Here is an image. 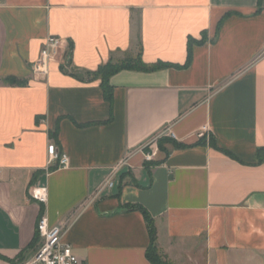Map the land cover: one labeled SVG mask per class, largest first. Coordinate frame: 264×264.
Listing matches in <instances>:
<instances>
[{"label":"crops","instance_id":"0c3cea01","mask_svg":"<svg viewBox=\"0 0 264 264\" xmlns=\"http://www.w3.org/2000/svg\"><path fill=\"white\" fill-rule=\"evenodd\" d=\"M49 36L61 54L33 73ZM138 54L185 66L120 70L106 99L91 73ZM132 204L173 264L264 253V0H0V264L30 254L41 215L80 264H151Z\"/></svg>","mask_w":264,"mask_h":264},{"label":"built area","instance_id":"2783aa9c","mask_svg":"<svg viewBox=\"0 0 264 264\" xmlns=\"http://www.w3.org/2000/svg\"><path fill=\"white\" fill-rule=\"evenodd\" d=\"M61 39L56 36L47 37L40 57L32 64L33 73L45 75L48 63L61 54ZM206 130L203 127L200 135ZM50 161L57 167H65L66 155L53 143L47 146ZM156 153V148L145 153V160L150 161ZM112 185V182H109ZM30 197L40 204H45L47 191L44 186H32L29 190ZM37 241L29 255L21 258L16 264H80L78 256L70 244L63 241V232L59 225H49L44 215H41L36 224Z\"/></svg>","mask_w":264,"mask_h":264},{"label":"trees","instance_id":"16d2710c","mask_svg":"<svg viewBox=\"0 0 264 264\" xmlns=\"http://www.w3.org/2000/svg\"><path fill=\"white\" fill-rule=\"evenodd\" d=\"M199 43L196 39H193L191 37L188 38V54H187V61L185 65H187L190 61V49L191 46L194 44ZM183 65V66H185ZM181 65H176V64H170V63H165L158 61L156 63L152 64H146L144 63L141 58L140 54H138L135 57H126L124 59L118 60V61H109L108 63L100 66L95 72L91 73L92 76L99 78L100 79V86L102 88L103 94L106 99H110V86L108 84V78L115 74L116 72L120 70H137V71H154L166 67H175V68H180L183 67ZM4 82L9 85H23L25 84V81L18 79L16 77H7L4 79ZM165 139H161L158 142V147L163 148L162 143L164 142ZM167 140V139H166ZM175 147H181V145L174 143ZM259 152V151H258ZM126 209L129 210H138L142 213L147 230L149 233V245L146 249L145 256L147 260L151 264H173L170 262L166 256L159 250L157 244H156V228L154 225V221L151 217V215L148 213V211L141 205L139 204H132V205H127L125 206ZM38 237H35L34 243H36ZM22 258V257H21Z\"/></svg>","mask_w":264,"mask_h":264},{"label":"rangeland","instance_id":"374dc122","mask_svg":"<svg viewBox=\"0 0 264 264\" xmlns=\"http://www.w3.org/2000/svg\"><path fill=\"white\" fill-rule=\"evenodd\" d=\"M250 261L253 262H245L244 264H264V253L259 254H251Z\"/></svg>","mask_w":264,"mask_h":264}]
</instances>
